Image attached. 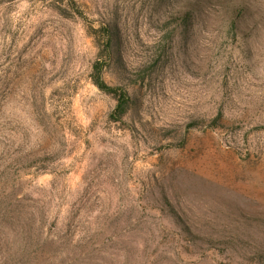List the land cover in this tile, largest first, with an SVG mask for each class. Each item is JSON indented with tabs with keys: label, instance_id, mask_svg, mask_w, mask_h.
Wrapping results in <instances>:
<instances>
[{
	"label": "rangeland",
	"instance_id": "1",
	"mask_svg": "<svg viewBox=\"0 0 264 264\" xmlns=\"http://www.w3.org/2000/svg\"><path fill=\"white\" fill-rule=\"evenodd\" d=\"M0 264H264V0H0Z\"/></svg>",
	"mask_w": 264,
	"mask_h": 264
},
{
	"label": "trees",
	"instance_id": "2",
	"mask_svg": "<svg viewBox=\"0 0 264 264\" xmlns=\"http://www.w3.org/2000/svg\"><path fill=\"white\" fill-rule=\"evenodd\" d=\"M97 68V67H96ZM97 85L100 89L104 90V85L102 82H97ZM117 96V95H116ZM118 110L121 111L122 109H124L126 106H127V102H128V99H127V95L126 94H122L118 97Z\"/></svg>",
	"mask_w": 264,
	"mask_h": 264
}]
</instances>
